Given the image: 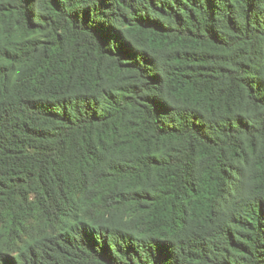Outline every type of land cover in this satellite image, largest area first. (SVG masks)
Here are the masks:
<instances>
[{
  "label": "trees",
  "instance_id": "obj_1",
  "mask_svg": "<svg viewBox=\"0 0 264 264\" xmlns=\"http://www.w3.org/2000/svg\"><path fill=\"white\" fill-rule=\"evenodd\" d=\"M0 264H264V0H0Z\"/></svg>",
  "mask_w": 264,
  "mask_h": 264
}]
</instances>
